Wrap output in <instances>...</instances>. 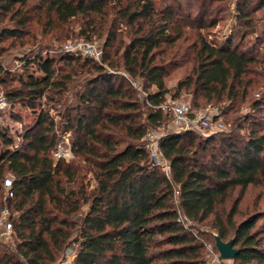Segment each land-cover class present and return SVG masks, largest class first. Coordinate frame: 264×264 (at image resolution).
I'll return each instance as SVG.
<instances>
[{"label": "trees", "instance_id": "16d2710c", "mask_svg": "<svg viewBox=\"0 0 264 264\" xmlns=\"http://www.w3.org/2000/svg\"><path fill=\"white\" fill-rule=\"evenodd\" d=\"M224 2L0 0V15L12 23L0 28V58L7 40L31 35L35 19L58 41L69 39L66 27L77 19L80 37L104 39L100 61L38 52L19 59V74L0 62V90L11 119L24 124L19 107L36 117L16 136L0 124V210L8 207L13 222L12 241L0 242V264H58L73 247V264H206L205 243L194 232L205 223L223 242L234 240V263L264 264V225L258 227L264 214L257 202L236 221L240 200L251 188H264V92L229 133L164 134L158 144L168 171L152 161L146 143L148 134L170 122L164 104L171 70L164 56L184 27L199 34L191 73L178 83L175 98L192 90L208 104L229 102L228 112H234L264 80L253 69H264V57L242 48L255 33L252 14L264 0L256 6L238 0V30L212 43L201 32L226 20ZM120 71L140 80L146 96ZM67 134L73 158L57 160ZM8 176L14 199L5 196ZM238 190L240 200L224 217L219 209Z\"/></svg>", "mask_w": 264, "mask_h": 264}, {"label": "rangeland", "instance_id": "374dc122", "mask_svg": "<svg viewBox=\"0 0 264 264\" xmlns=\"http://www.w3.org/2000/svg\"><path fill=\"white\" fill-rule=\"evenodd\" d=\"M40 0H33V5L38 3ZM238 0H228L222 4H226L227 11L224 12L227 17L225 21H222L220 25L214 29L202 31L201 35L207 38L208 41L217 44H220L229 39V37L238 30V11L236 7V2ZM260 0H253V5H258ZM221 4V3H220ZM36 11V10H35ZM34 15H37V11L34 12ZM252 18L255 24V33H250L247 35L245 41L243 42V50L251 48L256 54L264 57V8L259 10L257 13L252 14ZM32 23V33L30 36L25 37L23 40H7L4 43V53L0 58L2 65L12 73H22L21 66L19 64V59L29 58L32 54L41 53L44 56H50L58 58L62 52H74L81 54L82 56H87L94 58L97 61L101 60L102 49L104 39L95 38L92 42H87L83 37L79 36L82 27V21L79 19L74 20L66 28L70 30V37L68 40L63 39L58 41L57 37H54V34H47L43 30V25L37 19ZM4 26H12L9 19L0 15V28ZM125 29V27H122ZM199 31L190 29L189 27H184L181 38L171 47L167 48L164 63L168 64L169 69L171 70L168 77L166 78V87L170 89V94L167 95L166 103L164 104L165 111L170 113V122L164 125L161 129L151 132L153 133L152 138H146V143L148 150L151 153L152 161L165 170L168 171V163L163 157L162 153L159 150V139L166 134L167 132H182L175 125L172 124L173 115L172 107L175 105L188 104L190 105L192 112L194 114L198 113H208L210 111L218 110L220 112V121L224 125L223 131H218L214 128L208 130H197L199 136H210L214 134H225L232 131V124L234 121H243L246 116L252 114L251 110L252 102L255 99L260 98V94L264 92V80L260 86L256 87L253 94L249 97L243 104H239L235 107L234 112H228L230 103L229 102H219L213 101L208 104L205 100L197 98L192 90L181 91L179 96L177 95V85L180 81H183L191 73L193 67V44L198 38ZM125 41L128 38H124ZM263 39V40H260ZM263 41V43H260ZM92 45L94 52L89 53L85 50V45ZM258 73L264 74V69L262 67H254ZM119 74L125 75L127 81L135 88L140 97H145L143 92V86L141 85L140 80L130 79L129 76L123 72H118ZM260 78V77H259ZM119 81L118 79H116ZM122 81V79H120ZM153 90V89H152ZM4 98L3 92L0 90V101ZM5 100V98H4ZM1 106V103H0ZM3 116L0 118V124H3L4 127L8 128L13 136H16L18 133L23 132L25 127L31 126L34 123L35 115L30 110L21 109L20 107L15 110L20 116L23 117L24 124L16 123L11 119L10 113L8 110H1ZM226 113V114H225ZM228 113V114H227ZM52 116H56L55 112H51ZM259 116L258 114H256ZM56 120L60 119L56 116ZM245 124H247L245 122ZM59 133H62V130H59ZM241 134H245V130L241 131ZM64 141L60 142L59 150L66 155V160L73 158L72 152L70 153V134H67L63 137ZM17 142H19L17 140ZM240 192L239 190L234 192L230 201L219 209V212L224 213V217L229 213L235 201L239 199ZM240 200V199H239ZM257 202V203H256ZM256 203L257 209L261 210L264 214V188H251L245 197L240 200L239 203V215L236 217L237 223L243 219L247 213L253 211V205ZM214 217L210 218L211 222ZM211 223L194 225V232L198 234L200 239L205 243L204 250V260L206 264H236L233 260H220L219 252L216 249L214 236L217 235L216 231L211 228ZM264 217L258 222V227L263 228ZM264 236V235H263ZM264 238V237H263ZM74 248V247H73Z\"/></svg>", "mask_w": 264, "mask_h": 264}, {"label": "built area", "instance_id": "2783aa9c", "mask_svg": "<svg viewBox=\"0 0 264 264\" xmlns=\"http://www.w3.org/2000/svg\"><path fill=\"white\" fill-rule=\"evenodd\" d=\"M85 50L89 55L90 53L94 52V48L92 45H85ZM3 100L0 101L1 103V110H9L10 106L2 98ZM172 115L173 120L172 124L175 125L180 131L187 132V131H197V130H208L214 128L218 131H223L224 125L220 121V112L218 110L206 112V113H198L194 114L190 105L188 104H181L175 105L172 107ZM148 138L153 137V133L148 134ZM18 144L21 143L18 140ZM71 153V150H70ZM56 159L66 158V155L63 154L59 149L55 154ZM5 186V196L7 199H14L15 193L13 191V178L8 176L4 181ZM185 225H189V222L184 218L181 220ZM13 239V222L11 220V211L8 207H4L0 210V242L2 243H9ZM77 247L70 249L66 254V259L59 262L58 264H73L76 258Z\"/></svg>", "mask_w": 264, "mask_h": 264}, {"label": "water", "instance_id": "95a60500", "mask_svg": "<svg viewBox=\"0 0 264 264\" xmlns=\"http://www.w3.org/2000/svg\"><path fill=\"white\" fill-rule=\"evenodd\" d=\"M215 245L219 252V259L222 261L234 260L239 253V250L234 247V240L223 242L219 236L215 235Z\"/></svg>", "mask_w": 264, "mask_h": 264}]
</instances>
